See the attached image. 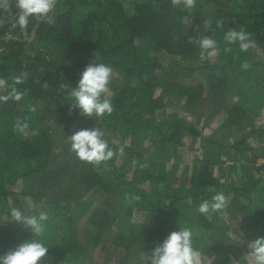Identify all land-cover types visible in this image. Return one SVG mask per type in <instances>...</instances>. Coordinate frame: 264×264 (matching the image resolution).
I'll use <instances>...</instances> for the list:
<instances>
[{"label": "trees", "instance_id": "16d2710c", "mask_svg": "<svg viewBox=\"0 0 264 264\" xmlns=\"http://www.w3.org/2000/svg\"><path fill=\"white\" fill-rule=\"evenodd\" d=\"M17 12L15 0L0 8V78L11 86L16 76L29 74L16 85L27 90L22 100L0 103V255L35 239L48 248L40 264H146L170 232L188 227L196 249L212 247L214 264H246L241 247L226 243L221 215L208 220L197 209L223 192L227 207L236 211L240 238L264 236V162L257 163L264 146L248 141L254 133L264 140V125H254L248 113L264 98V0H196L191 15L171 0H56L48 18H29L23 29ZM220 18L223 29L216 27ZM230 27L251 33L256 47L241 52L233 44L224 52ZM203 36L220 49L211 60L200 59L195 41ZM164 54L171 57L163 60ZM244 62L247 70L241 68ZM94 63L113 69L107 94L111 115L69 111L71 88ZM165 95L208 119L224 111V133L203 136L184 115L167 113ZM17 121H27V135L16 130ZM94 127L114 151L99 165L70 151V136ZM108 129L121 139H111ZM236 130L243 133L230 135ZM184 136H201L203 150L213 144V150L193 158L189 184L177 181L178 160H169ZM128 153L133 161L123 170L120 162ZM91 188L104 196L82 209V192ZM12 208L37 218L47 212L43 235L11 219ZM134 209L152 222L127 226ZM78 214L90 226L88 243L101 252L100 261L76 237ZM117 218L123 224L112 230Z\"/></svg>", "mask_w": 264, "mask_h": 264}, {"label": "clouds", "instance_id": "9594fccd", "mask_svg": "<svg viewBox=\"0 0 264 264\" xmlns=\"http://www.w3.org/2000/svg\"><path fill=\"white\" fill-rule=\"evenodd\" d=\"M173 6H182L187 9L189 14L196 7V0H171ZM16 20L19 26L26 28L29 18L41 21L48 18L49 13L53 11L56 0H15ZM9 0H0V8L7 9ZM54 23V20H49ZM216 27L223 29L224 20L220 18L216 21ZM226 46L224 52H231V45L238 44L241 52H247L256 47V41L252 34L243 29L237 30L230 27L223 37ZM200 49L201 60H211L220 54L217 41L203 36L195 41ZM250 65L247 62L241 64V68L247 70ZM28 73L22 72L14 78L13 84L8 85L7 80L0 78V92L6 91V94H0V103L8 101L19 102L27 94V90H19L16 85L24 83L28 78ZM113 75V69L103 63L89 64L80 74V79L76 87H72L69 92L72 109H79L80 115L93 117L104 116L105 113L111 115L114 111L111 100L107 97L109 93V83ZM102 97H104L102 99ZM35 111V108L32 109ZM27 121H17L16 130L27 135ZM33 131V135H36ZM104 132L99 128L81 129L70 136V151L74 152L81 160L93 165H99L101 162L111 159L114 151L109 147L108 142L103 139ZM120 151H123L121 148ZM135 164V161L133 162ZM126 199L139 200L140 197L133 195ZM228 199L223 192H216L211 201L204 200L198 207V212L204 215L208 220L212 219L213 213L222 212L227 207ZM11 219L22 222L25 226L32 229L33 234L42 236L44 227L42 221L48 219L47 212H40L39 217L25 216L20 209L12 208L10 212ZM246 264H264V236L257 237L248 243ZM48 254V248L38 240L30 239L19 243L15 248L8 250L0 255V264H40L41 260ZM146 264H206L200 252L193 246V232L188 227H180L179 230L172 231L152 250ZM236 264V261H233Z\"/></svg>", "mask_w": 264, "mask_h": 264}, {"label": "rangeland", "instance_id": "374dc122", "mask_svg": "<svg viewBox=\"0 0 264 264\" xmlns=\"http://www.w3.org/2000/svg\"><path fill=\"white\" fill-rule=\"evenodd\" d=\"M163 60H166L171 57L169 54L162 55ZM166 62V61H165ZM234 95V94H233ZM166 100L170 99V102L165 106L164 110L167 111V113H178L180 115H184L187 119L193 121L198 129L200 130V133L203 136L206 135H213L217 137H221L222 133H224L223 129L220 128V122L222 118L224 117V111H220L215 117L208 119V115H199L198 110H190L184 103H182V100H179L177 98H169L168 95H165ZM232 95H228L227 101L231 100ZM260 100H256L254 104L248 108L249 116L253 118V124L262 126L264 125V98H259ZM249 128V127H248ZM247 128V129H248ZM246 131V129H245ZM244 131V132H245ZM110 133V134H109ZM243 133L242 130H236L232 134H236V136L241 135ZM108 134L111 135V139L120 140L121 137L118 136L117 132L114 130L108 129ZM148 139V138H147ZM147 139L144 140L145 150L146 153L149 150ZM149 140V139H148ZM248 141L251 143L254 147H263L264 146V140L261 136L254 134H251L249 136ZM202 139L201 136L190 138L188 136H184L181 139V143L179 146H177L176 153L174 156H172L169 160L171 162H174L178 160V180L179 183L186 181L187 184H189V178H190V166L192 163V160L197 155L200 156L204 151L209 152L210 150H213V144H207L209 146V149L203 150L202 149ZM174 158V159H173ZM173 159V160H171ZM133 161V155L130 153L123 155L122 161L120 162L122 165L123 170H128L130 165ZM264 162V157L260 156L257 159V163ZM119 163V164H120ZM170 163V162H168ZM214 173H217V170L214 169ZM231 176L235 174V172L230 173ZM258 175V174H257ZM256 175V176H257ZM104 194L95 188H91L87 190L86 192H82L81 199L84 200L82 204V209L91 206H96V204L101 201ZM26 199V198H25ZM30 202V201H29ZM221 215V223H223L226 226L227 235L225 236L227 239V244H232L236 247H241V250L244 251V257L247 261V252L248 249V243L243 241L240 236L236 233L238 229L236 228V222H237V214L236 211L232 207H226L222 210V212H219ZM151 216L144 215L141 211H137L134 209L130 216L125 220L127 223V226L134 224L138 225L140 223H149L152 222ZM83 216L77 217V229H76V237L78 240L82 241V243L85 244L87 252L91 258H93L95 261L101 260V252L97 248L90 247L88 243V234L90 232V226L87 224V222L84 221ZM121 224H123L122 219L120 220L117 218L112 222V230H116ZM231 227H235V229H232ZM129 228V227H128ZM205 251L201 250V248H198L197 250L200 252L201 256L204 258L206 264H214L213 261V255L209 252L212 251V247H205ZM91 254V255H90Z\"/></svg>", "mask_w": 264, "mask_h": 264}]
</instances>
